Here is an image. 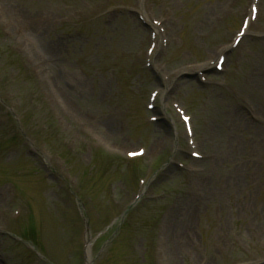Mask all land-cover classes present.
<instances>
[{
    "label": "rangeland",
    "instance_id": "rangeland-1",
    "mask_svg": "<svg viewBox=\"0 0 264 264\" xmlns=\"http://www.w3.org/2000/svg\"><path fill=\"white\" fill-rule=\"evenodd\" d=\"M246 1L0 0V264H81V212L91 264H264V0L224 72L203 85L192 70L232 43ZM140 14L159 22L151 57ZM158 87L170 129L149 121ZM140 146L144 160L122 159ZM135 170L146 199L98 237L133 200Z\"/></svg>",
    "mask_w": 264,
    "mask_h": 264
},
{
    "label": "bare ground",
    "instance_id": "bare-ground-1",
    "mask_svg": "<svg viewBox=\"0 0 264 264\" xmlns=\"http://www.w3.org/2000/svg\"><path fill=\"white\" fill-rule=\"evenodd\" d=\"M30 18H32V17L30 16Z\"/></svg>",
    "mask_w": 264,
    "mask_h": 264
}]
</instances>
